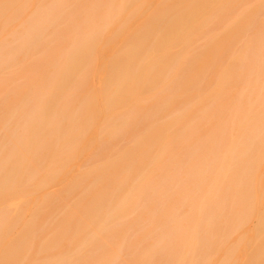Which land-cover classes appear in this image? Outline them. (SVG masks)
Segmentation results:
<instances>
[{
	"label": "bare ground",
	"instance_id": "obj_1",
	"mask_svg": "<svg viewBox=\"0 0 264 264\" xmlns=\"http://www.w3.org/2000/svg\"><path fill=\"white\" fill-rule=\"evenodd\" d=\"M245 1L0 0V264H264Z\"/></svg>",
	"mask_w": 264,
	"mask_h": 264
},
{
	"label": "rangeland",
	"instance_id": "obj_2",
	"mask_svg": "<svg viewBox=\"0 0 264 264\" xmlns=\"http://www.w3.org/2000/svg\"><path fill=\"white\" fill-rule=\"evenodd\" d=\"M254 1L255 0H247L238 6L237 15L239 18L245 17L248 4L253 3ZM235 17H236L235 14H233V15L229 14L226 16L225 21L226 22H232L235 19Z\"/></svg>",
	"mask_w": 264,
	"mask_h": 264
}]
</instances>
